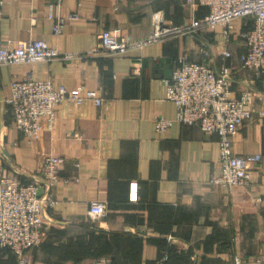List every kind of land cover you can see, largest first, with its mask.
Returning a JSON list of instances; mask_svg holds the SVG:
<instances>
[{"label":"crops","instance_id":"crops-1","mask_svg":"<svg viewBox=\"0 0 264 264\" xmlns=\"http://www.w3.org/2000/svg\"><path fill=\"white\" fill-rule=\"evenodd\" d=\"M55 8V0L0 2V45L36 38L78 54L0 65L4 172L31 180L42 156L63 157L50 190L56 205L43 215L41 240L29 251V264H96L99 259H106L104 264H233L236 258L264 264V116L258 115L264 109V83L240 69L242 42L229 44L232 88L238 95L250 87L256 95L232 148L262 158L251 167L246 186L225 190L209 182L218 172L217 136L178 123L162 81L181 54L217 69L223 61L216 48L223 42L219 29L207 31L209 44L195 33L149 42L119 56L97 48L103 29L139 41L148 36L156 14L165 25L178 26L205 9L194 10L184 0H61ZM50 10L67 18L57 36ZM233 24L246 26L238 19ZM26 73L78 94L93 89L102 102H61L52 126L29 140L5 102L10 82ZM160 115L172 122L158 134L153 118ZM93 200L105 204V216L88 213ZM16 263L15 255L0 254V264Z\"/></svg>","mask_w":264,"mask_h":264},{"label":"built area","instance_id":"built-area-1","mask_svg":"<svg viewBox=\"0 0 264 264\" xmlns=\"http://www.w3.org/2000/svg\"><path fill=\"white\" fill-rule=\"evenodd\" d=\"M184 1L194 10L204 8L205 13L199 17L194 15L178 26L165 25L162 15L156 14L148 36L139 41L118 36L107 29L102 30L98 35V51L119 56L133 48L173 35L219 29L223 42L216 48L223 61L217 69L205 61H194L186 54H181L176 58L171 75L162 78V81L166 99L175 107L174 119L182 125L197 126L202 132L217 136L218 172L209 182L225 190L246 186L251 167L260 163L262 157L260 153L241 154L234 151L232 139L251 117L256 91L246 87L238 95L235 94L232 88L233 68L227 59L233 54L229 44L235 40L242 42L244 50L239 53L238 60L240 69L262 78L264 83V0ZM60 3L61 0H55V7ZM48 18L53 19L52 32L57 36L67 18L52 10L48 12ZM236 19L246 22V26L235 29L233 21ZM76 56L78 54L60 51L45 40L36 38L20 40L13 45L11 41L0 45V65L66 60ZM9 86L10 95L5 102L16 128L29 140L38 139L43 127L52 126L61 102H93L95 105L102 102L93 89H85L82 94H78L69 91L63 84L54 85L51 79L34 78L30 73L12 80ZM258 115L264 116V109H260ZM171 122L164 116H154L156 133L166 131ZM62 163V156L44 155L40 158L37 173L31 180H24L17 173L4 172L0 161V250L8 249L14 253L17 264L29 263L28 251L41 239L43 214L56 205L50 190ZM88 213L93 218L105 216V204L97 200L89 202ZM165 258L166 255L163 260ZM106 261L101 259L96 264ZM233 264L242 262L236 258Z\"/></svg>","mask_w":264,"mask_h":264},{"label":"rangeland","instance_id":"rangeland-1","mask_svg":"<svg viewBox=\"0 0 264 264\" xmlns=\"http://www.w3.org/2000/svg\"><path fill=\"white\" fill-rule=\"evenodd\" d=\"M238 28H239V27H238ZM238 28H236V26H235V29H238ZM103 30H105V29H103ZM199 33L202 34V36H203L202 39H203L205 42H207L208 44H209L210 41H212V39H210V37L208 38V33H207V31L199 32ZM199 33H198V34H199ZM194 34H195V33H194ZM207 39H208V40H207ZM212 44H213V43H212ZM212 47H213V46H212ZM202 52H203L204 54H206V53H207V49H204V51H202ZM214 52H215V51H214ZM248 88H249V87H248ZM43 215H44V214H43ZM42 223H43V218H42ZM41 230H42V226H41ZM40 240H41V239H40ZM39 243H40V241H39ZM39 243H38V244H39ZM38 244H37V245H38ZM37 245H36V246H37ZM30 250H32V249H30ZM30 250H29V251H30ZM29 251H28V253H29ZM28 259H29V261H30V254H28ZM99 260H101V259H99ZM99 260H98V261H99ZM96 263H97V262H96ZM28 264H29V263H28Z\"/></svg>","mask_w":264,"mask_h":264},{"label":"trees","instance_id":"trees-1","mask_svg":"<svg viewBox=\"0 0 264 264\" xmlns=\"http://www.w3.org/2000/svg\"><path fill=\"white\" fill-rule=\"evenodd\" d=\"M6 252H9V253H11V254H13V255H15L14 253H12L10 250H8V249H2V250H0V254H2V253H6ZM16 256V255H15ZM16 261H17V256H16ZM17 264V263H16Z\"/></svg>","mask_w":264,"mask_h":264}]
</instances>
